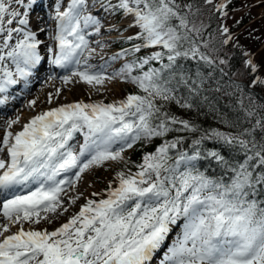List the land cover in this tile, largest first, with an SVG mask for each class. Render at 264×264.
<instances>
[{
    "label": "snow or ice",
    "instance_id": "1",
    "mask_svg": "<svg viewBox=\"0 0 264 264\" xmlns=\"http://www.w3.org/2000/svg\"><path fill=\"white\" fill-rule=\"evenodd\" d=\"M204 2L214 4V0ZM36 3L0 0V94L21 82L26 87L46 56L57 68L73 69L71 75L60 77L65 84L78 78L96 88L121 77L142 94H128L111 103L61 104L33 116L17 132L12 128L20 117L6 121L0 138V264H264V207L260 206L264 201L252 198L264 187V113L256 111L252 97L249 107L243 99L239 101L251 126L238 133L205 130L192 139L188 151L180 148L183 136L164 139L140 163L132 162L135 171L123 155L142 140L201 131L165 110L169 102L191 109L190 97L199 93L193 81L189 98L177 95V86H189L190 80L179 60L216 64L201 50L208 47L202 38L206 26L191 18L200 9L193 11L187 0H92L91 4L89 0L66 4L57 0L53 47L29 27V12ZM97 3L105 13L131 18L129 27L139 31L128 36V42L143 41L123 49L112 60L135 57L142 48L163 51L135 57L109 75L104 74L107 63L92 71L88 61L96 49L89 46V29L99 35L102 24L89 8ZM230 3L223 0L215 9L227 16ZM220 31L224 45L233 42L226 25ZM243 55L248 71L257 73L260 66L251 54L245 51ZM134 71L139 74L133 75ZM257 84L264 85V79L253 75L251 86ZM8 98L0 96V106ZM52 101L49 94L47 102ZM36 103L33 99L28 106ZM258 107L264 109V104ZM78 134L83 142L77 147L72 142ZM206 140L238 147L243 159L230 162L217 151L205 150ZM203 159L216 160L231 173L229 181L202 171L198 164ZM110 161L124 166L108 182L103 198L86 199L76 214L52 231L25 230V222L51 223L48 214L68 212V189L85 172ZM82 195L68 197L67 203L75 204ZM91 195L101 197L99 192ZM15 225L20 226L18 231L5 235Z\"/></svg>",
    "mask_w": 264,
    "mask_h": 264
},
{
    "label": "trees",
    "instance_id": "2",
    "mask_svg": "<svg viewBox=\"0 0 264 264\" xmlns=\"http://www.w3.org/2000/svg\"><path fill=\"white\" fill-rule=\"evenodd\" d=\"M187 2L193 5V11L196 8L200 9L199 13H196L191 18L197 24L203 22L206 26L202 33V38L208 42V47H202L201 50L212 56L216 60V64L207 66L197 60L181 59L178 61L186 69L190 80L189 86H177V95L189 98V87L193 86V81L199 86V93L191 95L190 102L193 104L191 109L181 108L175 102H169L165 105V110L181 119L190 121L198 126L201 131L198 133L172 132L167 137L159 139L171 140L176 136H183L185 139L180 148L185 151L191 149L192 139L198 137L205 130L218 129L222 132L238 133L244 128L250 127L251 125L245 119L244 112L240 107L239 101L241 99H243L245 107H249L251 106L249 97H252L255 106H257L256 111L264 113V109L258 107L264 104V85L251 86L253 75H258L264 79V58H261V54H264V26L261 25L259 20H254V16L250 15L249 12L240 13L234 19L230 17L238 12L240 8L239 0H231L226 9L228 12L227 16L217 12L215 9V5L223 2V0H214L213 5H207L204 0H187ZM224 25L230 29L233 37V42L227 45L222 43L224 37L220 31ZM135 34L136 32L133 34L129 33L116 39L115 42H117L118 46L139 42H128L126 40L128 36ZM237 44L239 47H237ZM152 50L154 49H149L147 53L150 54ZM160 50L163 51V49ZM245 51L249 52L253 61L260 66L255 74H251L244 63L246 57L243 53ZM221 59L226 60L227 63L219 64ZM153 66L159 67V64L153 62ZM145 68L147 69V66ZM197 71L200 73L199 78L197 77ZM201 79L203 84H200ZM236 85H239L240 88L238 89ZM136 91L139 92L138 88H136ZM157 102L163 103L162 101ZM252 122L254 123V119ZM156 144L150 147L144 146L142 141L135 144L132 151L128 154L127 160L130 162L128 166L132 167V162L139 163L142 154L148 148H154ZM202 147L205 150L219 152L230 162L243 159L238 147H230L220 141L206 140ZM123 166V163H121L116 169H113V176ZM198 167L208 175L223 177L225 182L229 181L231 173L214 159H203L199 162ZM132 169L135 168L132 167ZM252 198L264 201V187L259 188L256 195ZM260 206L264 207V204Z\"/></svg>",
    "mask_w": 264,
    "mask_h": 264
},
{
    "label": "rangeland",
    "instance_id": "3",
    "mask_svg": "<svg viewBox=\"0 0 264 264\" xmlns=\"http://www.w3.org/2000/svg\"><path fill=\"white\" fill-rule=\"evenodd\" d=\"M56 2L57 0H37L36 6L35 7L33 6L32 10L29 12V19L31 23L29 24L30 25L29 27L31 28V30L36 31L38 34L39 31H37V29H35L34 27L35 20L38 19L40 21L39 30L41 28L45 29V31L43 32L44 36L43 35L39 36L38 34V38L43 40L45 42V45H51L53 47H55V41L52 40L51 37H53L56 34L57 22L52 17L55 16V3ZM67 2L68 0H65V4ZM113 2H115V0H113ZM91 3H92V0H89V4ZM239 3H240L239 4L240 8L238 12L230 16L231 18L234 19L235 17H238L240 13L249 12L250 15L254 16V20L256 21L259 20L261 25L264 26V0H239ZM20 10L23 11V9H20ZM89 11L91 12L93 11L92 14L98 16L102 24L101 32L99 35L92 34L94 33V29H91V31L89 30V33L91 32L90 34L93 35L91 39L89 37L90 34L88 35V39L90 40V48H95L96 50L101 52L102 57H105V61H99V62L96 61L95 64L94 63L90 64L93 66L91 69L92 71L99 70L101 65H105V63H107L108 67L106 68V71L104 74L109 75L113 73L114 71H116L117 69L121 68L125 64V62L131 61L135 57H141V56L148 55L147 52H149V49L142 48L141 52L135 54V57L132 55H129V56L122 57L118 60H112L111 57L120 53L123 49L131 48V46L130 47L126 46L124 48H121V46H118L117 42H115L114 40L126 34H129V33L130 34L131 33L133 34L134 32L137 33L139 29L134 28V27H129L131 23L130 17L125 18L121 13H115V14L105 13L104 11L100 10L98 3L95 8L90 7ZM139 43L142 44L143 41H140ZM45 45L41 47L42 55L45 54L44 52ZM156 50H160V48H156L152 51H156ZM261 58H264V54H261ZM43 63H44V68L46 69L47 73L44 75L45 79L42 77L43 79L42 83L40 84L39 82L37 84V86L42 85V88H41L42 90L38 91L37 97L35 99L37 101V105H35V107L28 106L29 101L32 100V98L30 97L32 94L31 92L27 93V95L20 96L21 100L18 99L19 103H14V104L11 103L10 105L6 104L7 107L11 108V105H12L13 108L6 111V113L4 112L5 114H2L3 112L0 114V121L3 118V115L6 116V118L4 119L5 121H3L4 124H0V127H1L0 128V138H2L4 135V132L6 129L5 122L8 120L7 117L13 116L15 113H16V117L17 116L20 117V123L13 126L12 128L13 132L20 131L22 129L23 124L27 123L33 116L39 114L42 111H46L52 107H56L61 104L74 103L78 101H84L87 103L101 102V101L105 103H111V102L119 101V100L126 98L128 94L139 93L136 91L137 87L134 84L127 82L124 78H121V77H117L112 80H107L104 85L97 86L96 88H93L92 86L86 87L84 85H79V84L77 85L75 83L76 82L79 83L78 78H73L72 83H68V84L63 83V85L65 84L66 86H64V88L60 90L59 94L57 95V89L52 88L53 90L52 89L48 90L49 88L45 84V80L48 79L49 82L56 81L64 75H71V72L73 69L70 68L67 71H64L57 75L54 73L52 74V72L50 71L51 66H52L50 62V57L46 56ZM145 70L147 69L145 68ZM137 74H139V71L133 72V75H137ZM52 76H55L56 79L55 80L51 79L50 77ZM14 91L20 93V89L19 90L14 89ZM9 92H12V91H9ZM49 94L53 95L54 99L52 103L47 102ZM71 94H75V96L73 97ZM139 94H142V93H139ZM6 95H9V94L7 93ZM28 97H30V99ZM102 97H105L106 100L103 101ZM38 105H40L39 108L37 107ZM15 118L11 117V119H15ZM82 142H83V137L78 134L76 136V139L72 143L76 144L78 147V145ZM142 142L144 146H147V147H150L151 145L157 143L154 148L152 149L148 148V150H146L142 154L143 156L146 153L154 152L156 147L160 145L163 142V140H160L159 138H155L152 140H142ZM132 149L133 147L130 149H126V151L124 152L123 155L126 160L128 158V154L132 151ZM140 162H141V159H140ZM121 163L122 162L110 161V162H107L104 167H93L92 169L88 170L86 173L83 174L82 180L77 185H75L74 188L68 189V192L65 195V201H66L65 207L69 209L68 212H64L63 214H56V215L48 214L50 217V220L52 221L51 223L45 220H41L39 224H32L30 222H25L24 223L25 230H29V229L43 230L46 228L49 231H52L54 227L61 226V224L67 222L68 219L72 215L76 214L79 211L80 206L86 201V199L103 198L105 184H108V182L112 179V177H114L112 174V171L113 169H116L118 165ZM132 170L135 171L136 169H132ZM93 192L101 193V197H93L91 195ZM78 193L83 194L81 198L75 204H72V205L68 204L67 198L71 196H75ZM1 214H2V210H0V216ZM59 216H61L62 218L61 217L59 218ZM0 220H3V219L0 217ZM61 221H64V222L60 223ZM3 222L7 223V221H3ZM19 227H20L19 225L13 226L11 228V231L9 233H5V235L18 231ZM173 235H175V233Z\"/></svg>",
    "mask_w": 264,
    "mask_h": 264
},
{
    "label": "bare ground",
    "instance_id": "4",
    "mask_svg": "<svg viewBox=\"0 0 264 264\" xmlns=\"http://www.w3.org/2000/svg\"><path fill=\"white\" fill-rule=\"evenodd\" d=\"M41 2V1H40ZM37 4V3H36ZM39 5V4H38ZM42 6V5H41ZM37 10V9H36ZM93 12V11H92ZM36 15H37V13H36ZM36 15H34V16H36ZM44 16V15H43ZM33 17V16H32ZM40 19V18H39ZM30 20V19H29ZM41 21H42V19H41ZM34 22V21H33ZM39 23H40V21L37 19V20H35V23H34V27H35V29H37V31H39V28H40V25H39ZM31 24V23H30ZM30 26V25H29ZM90 31H91V29H89ZM91 33V32H90ZM38 34H39V36H44V34H43V32H41V31H39L38 32ZM93 35H91L90 34V39H91V37H92ZM49 39V38H48ZM90 41V40H89ZM51 44V43H50ZM43 46V45H42ZM41 46V47H42ZM90 46V45H89ZM44 51V50H43ZM45 52V51H44ZM87 55V54H86ZM123 60V59H122ZM96 61H105V57H102V54H101V52H99L98 50H96V52L92 55V57L89 59V61H88V63L89 64H91V63H94L95 64V62ZM126 63V62H125ZM101 64V63H100ZM61 70H63V69H59V71H61ZM93 71H95V70H93ZM61 72H58L57 73V75L58 74H60ZM46 73H44L43 74V76H41V77H39V78H37V80H36V82H34L33 84H32V86L28 89L29 90V92H31L32 94H31V98H32V100L33 99H36V97H37V94H38V91L39 90H42L41 88H42V85L40 86V85H38L37 86V84L40 82V84L42 83V81H43V79H42V77L44 78V75H45ZM40 75H42V74H40ZM36 78V77H35ZM34 78V79H35ZM45 79V78H44ZM79 80V79H78ZM30 81V79L28 80V82ZM63 81L61 80V79H58V80H56V81H50L49 82V80L48 79H46L45 80V84L48 86V90H51L52 88L53 89H59V90H62L63 88H64V86H66L65 84L63 85ZM75 84H79V85H84V86H90V85H87V84H84L83 82H81V81H79V83H75ZM37 86V87H36ZM52 89V90H53ZM71 89V88H70ZM35 90V91H34ZM88 91V90H87ZM15 92L16 91H13V94L12 95H8V101H7V103L9 102H11V101H13L15 98H17V96L18 95H15ZM28 92V93H29ZM107 92V91H106ZM77 93V92H76ZM94 93V92H93ZM7 94V93H6ZM5 94V95H6ZM24 95H27V93H25ZM73 97L75 96V94H71ZM69 96V95H68ZM79 96V95H78ZM30 97H28L29 99H30ZM61 98V97H60ZM18 99L19 100H21L20 99V97H18ZM54 99V98H53ZM85 99V98H84ZM109 99V98H108ZM73 100V99H72ZM101 100V99H100ZM102 100L104 101V100H106L105 99V97H102ZM46 101V100H45ZM62 101V100H61ZM16 103H19V101H17ZM39 103V102H38ZM58 103V102H57ZM64 103V102H63ZM105 103V102H104ZM59 104V103H58ZM36 105H37V103H36ZM47 105V104H46ZM38 108L40 107V105H38L37 106ZM36 107V108H37ZM6 113V112H5ZM4 112L2 113V114H5ZM11 117L12 118H15L16 117V113L13 115V116H10V117H7V119H11ZM6 118V116L5 115H3V118H2V120L0 121V124H4L3 123V121H5L4 119ZM6 123V122H5ZM1 128V127H0ZM86 173V172H85ZM77 187V186H76ZM81 191V190H80ZM72 194V193H71ZM74 194V193H73ZM72 205V204H71ZM70 208V207H69ZM73 210V209H72ZM75 211V210H74ZM2 219H3V217H2V214H1V216H0ZM54 217V216H53ZM61 216H59V218H60ZM55 218V217H54ZM62 218V217H61ZM62 222H64V221H61L60 223H62ZM55 228H57V226L56 227H54L53 228V230L55 229ZM8 235V234H7Z\"/></svg>",
    "mask_w": 264,
    "mask_h": 264
}]
</instances>
